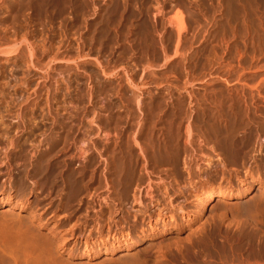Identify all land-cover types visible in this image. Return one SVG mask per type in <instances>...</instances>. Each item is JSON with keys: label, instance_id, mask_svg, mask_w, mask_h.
Here are the masks:
<instances>
[{"label": "rangeland", "instance_id": "1", "mask_svg": "<svg viewBox=\"0 0 264 264\" xmlns=\"http://www.w3.org/2000/svg\"><path fill=\"white\" fill-rule=\"evenodd\" d=\"M0 92V264H264V0H0Z\"/></svg>", "mask_w": 264, "mask_h": 264}, {"label": "bare ground", "instance_id": "2", "mask_svg": "<svg viewBox=\"0 0 264 264\" xmlns=\"http://www.w3.org/2000/svg\"><path fill=\"white\" fill-rule=\"evenodd\" d=\"M12 54V53H11ZM6 85V84H5ZM3 95H5V94H3ZM2 95V93L0 92V96H1V98H0V106H5L6 104L7 105H9V104H11V103H7V102H4V100H3V98H4V96ZM17 106H19V105H17ZM6 107H8V106H6ZM9 108V107H8ZM7 108V109H8ZM21 107L19 106V109H20ZM0 111H1V109H0ZM20 111V110H19ZM9 112V111H8ZM0 113H2V112H0ZM17 115V114H16ZM8 116V115H7ZM6 115L5 116H2V114H1V116H0V120L2 121V119L4 118V117H7ZM22 116V114H20V112L18 113V117H17V119H18V122H17V124H16V126H20V124L21 123H23V118L21 117ZM11 118V117H10ZM33 118H35V117H33ZM4 120V119H3ZM6 120V119H5ZM0 121V131H1V128L3 127V125H4V122L2 121L1 122ZM32 121H34V119L32 120ZM11 124V123H10ZM24 125V124H23ZM10 126V125H9ZM5 128H6V126H5ZM3 130L5 131V129L3 128ZM2 133H4L5 135L8 133H6V132H2ZM4 134H2L3 136H4ZM9 134V133H8ZM19 137V136H18ZM21 138V137H20ZM6 139V138H5ZM2 140V139H1ZM14 140H15V138H14ZM18 140V139H17ZM20 140V139H19ZM4 142V141H3ZM15 142H16V140H15ZM88 148V147H87ZM208 156H205V158H207ZM190 162V161H189ZM188 162V163H189ZM191 163V162H190ZM190 165V164H189ZM188 165V166H189ZM189 168V167H188ZM187 168V169H188ZM250 192V189L249 188H247V189H245V190H243V192H241V198L242 197H246L247 195H248V193ZM235 196V194H232V193H227V194H223V193H219L218 191H214V192H212V193H210V194H208L207 196H204V197H202L200 200H199V204H198V206H199V210H200V212H204V211H206L207 210V208H208V205H209V202L211 201V199H214V198H223V197H226V199L227 200H229V199H232L233 197ZM0 221H2V220H0ZM139 243H142V242H136L135 244H134V246L135 245H137V244H139ZM198 260L199 259V257L197 258V256L196 257H194L192 260ZM201 259V258H200ZM199 259V260H200Z\"/></svg>", "mask_w": 264, "mask_h": 264}]
</instances>
